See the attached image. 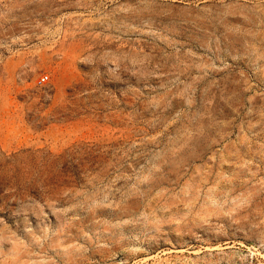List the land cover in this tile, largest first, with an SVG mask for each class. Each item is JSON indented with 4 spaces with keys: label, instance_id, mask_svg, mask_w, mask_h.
<instances>
[{
    "label": "rangeland",
    "instance_id": "1",
    "mask_svg": "<svg viewBox=\"0 0 264 264\" xmlns=\"http://www.w3.org/2000/svg\"><path fill=\"white\" fill-rule=\"evenodd\" d=\"M0 264H264V0H0Z\"/></svg>",
    "mask_w": 264,
    "mask_h": 264
},
{
    "label": "built area",
    "instance_id": "2",
    "mask_svg": "<svg viewBox=\"0 0 264 264\" xmlns=\"http://www.w3.org/2000/svg\"><path fill=\"white\" fill-rule=\"evenodd\" d=\"M49 81V76L48 75H43L41 76L40 80H39V84L42 85V84H45Z\"/></svg>",
    "mask_w": 264,
    "mask_h": 264
}]
</instances>
